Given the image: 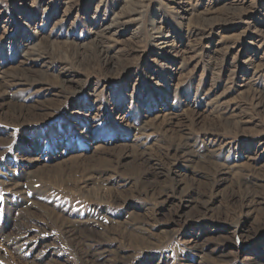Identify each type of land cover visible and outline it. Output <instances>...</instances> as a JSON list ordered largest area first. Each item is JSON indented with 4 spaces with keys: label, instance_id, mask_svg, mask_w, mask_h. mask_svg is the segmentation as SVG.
Instances as JSON below:
<instances>
[{
    "label": "rangeland",
    "instance_id": "obj_1",
    "mask_svg": "<svg viewBox=\"0 0 264 264\" xmlns=\"http://www.w3.org/2000/svg\"><path fill=\"white\" fill-rule=\"evenodd\" d=\"M0 264H264V0H0Z\"/></svg>",
    "mask_w": 264,
    "mask_h": 264
},
{
    "label": "bare ground",
    "instance_id": "obj_2",
    "mask_svg": "<svg viewBox=\"0 0 264 264\" xmlns=\"http://www.w3.org/2000/svg\"><path fill=\"white\" fill-rule=\"evenodd\" d=\"M134 10V9H133ZM97 43V42H96ZM98 44V43H97Z\"/></svg>",
    "mask_w": 264,
    "mask_h": 264
}]
</instances>
